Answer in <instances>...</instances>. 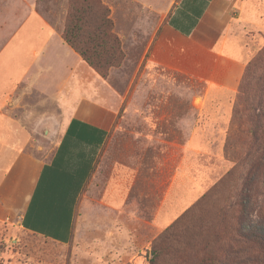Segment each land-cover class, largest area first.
<instances>
[{
    "label": "rangeland",
    "instance_id": "374dc122",
    "mask_svg": "<svg viewBox=\"0 0 264 264\" xmlns=\"http://www.w3.org/2000/svg\"><path fill=\"white\" fill-rule=\"evenodd\" d=\"M101 1L109 9L114 32L120 39L123 52L119 66L111 68L106 77L109 87L117 96L113 104L119 108V112L93 176L80 199L81 208L75 222L77 231L70 243L59 244L23 230L19 222L21 210H18L23 204L22 196L14 203L17 208L14 215L3 221L0 219V264L119 263L118 259H106V254L112 252L122 256L132 242L139 251V256L129 262L123 260L121 264H148L150 245L158 243L160 235L167 227L209 191L212 192L211 199L200 212L202 219L211 224L203 235L204 238L215 240L212 233L216 225L212 221L215 220L216 209L219 210L224 204L228 216V221L224 224L233 227L236 236L240 234L236 231L239 224L229 219L232 212H236L235 196L241 190L242 178L248 173L250 160L243 166L242 172L233 170L230 175L233 177H225L233 169V162L223 152L237 94L219 100L212 98L201 106L200 98L203 96L205 82L192 78L183 71L161 66L158 60L162 57L156 56V52L155 58L152 57L153 50L156 48L157 51L164 44V40L177 48L185 45V42L165 32L166 15L177 0ZM27 2L60 33L62 15L66 8L65 0ZM251 2L257 7L262 21L264 0ZM11 4L14 6L15 3ZM4 6H10V2L4 3L0 0V10ZM230 12L234 17H239L235 9L232 8ZM243 31L248 36L246 42L253 57L264 45L263 32L259 35L249 27H245ZM187 53H190V49L185 55ZM177 56L180 57L179 51ZM44 59L39 57L40 65L44 63ZM53 68L50 70L45 67L37 83L38 87H45L51 94H55L52 90L55 77H63L66 71L59 64ZM220 69L230 74L236 72L234 67L220 66ZM254 73L263 74V67H258ZM220 80L222 82L223 78ZM24 85L22 83L18 86L17 94L26 91ZM261 86L264 101V76L260 83H255V80L249 82L248 96L252 97ZM92 90L97 96L101 93L102 97L106 89L97 83L92 85ZM44 95L40 94L43 97H38L37 104L33 105L43 111L45 121L49 120L51 124L45 125L42 134L36 133L34 143L27 148L37 161V167L49 159L61 133L62 118L56 114L58 108L55 102L52 103L53 100ZM93 101L99 102L98 98ZM177 169L185 171L186 185L171 190ZM235 176L236 181L233 179ZM110 180H114L120 187L131 185L128 204H134V207L127 206V210L118 215L115 211L103 210L101 194ZM219 182L221 184L215 188ZM149 185H152V190H149ZM12 188L14 185L11 186L13 193L15 189ZM185 189L189 196L182 199L170 222L162 226L163 228L155 226L154 221L159 210L170 208ZM248 193L250 198L245 225L250 228H242L246 233L257 237L255 243L247 242L246 247L248 255L258 262L263 261V257L253 251L256 246L263 250L264 244L263 183L252 181ZM232 201L235 202L234 205L231 204ZM113 221L120 225L115 226ZM130 226L134 227L133 235L128 234ZM193 232H196L195 227L185 234L197 237ZM224 242L231 249L230 254L239 245L234 241ZM212 251L214 249L208 250L209 253Z\"/></svg>",
    "mask_w": 264,
    "mask_h": 264
},
{
    "label": "crops",
    "instance_id": "0c3cea01",
    "mask_svg": "<svg viewBox=\"0 0 264 264\" xmlns=\"http://www.w3.org/2000/svg\"><path fill=\"white\" fill-rule=\"evenodd\" d=\"M3 2H10V6L0 10V219L14 215L17 210L14 203L23 196V204L18 208L21 228L53 242L68 244L77 231L80 199L117 119L119 108L113 104L117 96L108 80L97 75L31 3ZM232 8L239 17L231 14ZM262 16L261 21L251 0H177L166 15L165 32L185 45L177 48L164 40L157 51L153 50L152 57L155 58L156 52V56L162 57L158 60L161 66L205 82L201 106L212 98L232 97L243 67L252 56L243 29L249 27L264 35ZM188 49L190 53L185 55ZM39 57L45 58L41 65ZM56 64L64 66L66 71L63 77H55L52 89L55 94H51L37 83L44 68L51 70ZM220 66L234 67L236 72L220 71ZM22 83L26 91L17 94ZM97 83L106 89L102 97L100 92L99 96L93 93L92 85ZM40 94L55 102L56 114L62 122L49 159L37 167L27 148L34 143V135L42 134L45 125L51 124L45 121L43 111L33 105L38 97H43ZM27 95H30L29 103ZM97 98L98 103L93 101ZM177 170L171 190L186 185L185 171ZM152 189L149 185V190ZM187 192L185 189L170 208L159 210L155 226L163 228L170 222L182 199L189 196ZM130 193L131 185L120 187L110 180L101 194L103 210L118 215L127 206L134 207L128 204ZM130 227L128 234L133 235L134 227ZM131 244L124 256L111 252L106 254V259H118L119 263L112 264H121L123 260L138 258L139 251Z\"/></svg>",
    "mask_w": 264,
    "mask_h": 264
},
{
    "label": "trees",
    "instance_id": "16d2710c",
    "mask_svg": "<svg viewBox=\"0 0 264 264\" xmlns=\"http://www.w3.org/2000/svg\"><path fill=\"white\" fill-rule=\"evenodd\" d=\"M65 3L66 8L62 15L60 29L61 38L97 75L106 79L108 71L119 66L123 59L121 42L114 32L108 7L101 0H65ZM258 67L264 69V45L257 50L253 57L251 56L243 67L223 146L224 156L233 162V169L226 173L225 177H233L230 176L233 170L242 172L243 166L250 160L248 173L245 178H242L241 190L235 196L237 199L236 212L233 211L229 219L230 221L233 219L239 224L236 231H239L240 234L236 236L234 228L224 224L228 221L227 207L224 204L219 210L216 209L215 222L212 221L214 226L216 225L215 231L212 233L215 240L204 238L203 235L209 230L211 224L202 219L200 212L205 203L211 199L212 192L209 191L167 227L160 235L158 243L150 245L148 264H161L162 262L172 264H260L264 262V244L263 250L256 246L253 251L263 257V261L256 262L252 256L251 258L248 255L246 244L247 242L255 243L257 237L246 233L242 228V226L246 229L250 228L245 225V221L248 213L250 198L248 190L251 182L258 181L264 185L263 86L252 97L248 96L247 90L251 80L260 83L263 79L264 73H254ZM240 102L243 104H239ZM236 177L233 178L235 181ZM220 184L219 182L215 188H218ZM231 204L234 205L235 202L232 201ZM261 211L263 215V208ZM262 219L264 222L263 217ZM194 227L196 232L193 233H196L197 237L185 234ZM227 235L229 236L227 237ZM225 240L239 244L233 250V254H230L229 246L223 244L226 243ZM209 249H214V251L209 253Z\"/></svg>",
    "mask_w": 264,
    "mask_h": 264
}]
</instances>
